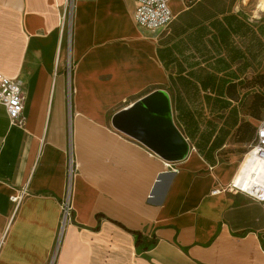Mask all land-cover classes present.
<instances>
[{
	"label": "crops",
	"instance_id": "crops-1",
	"mask_svg": "<svg viewBox=\"0 0 264 264\" xmlns=\"http://www.w3.org/2000/svg\"><path fill=\"white\" fill-rule=\"evenodd\" d=\"M258 1L169 0L172 21L148 28L134 0H0V73L24 96L22 127L0 103V264H264V203L227 188L238 128L254 138L264 118L249 112L264 102ZM157 90L182 139L150 146L113 120ZM135 232L154 244L138 251Z\"/></svg>",
	"mask_w": 264,
	"mask_h": 264
},
{
	"label": "built area",
	"instance_id": "built-area-1",
	"mask_svg": "<svg viewBox=\"0 0 264 264\" xmlns=\"http://www.w3.org/2000/svg\"><path fill=\"white\" fill-rule=\"evenodd\" d=\"M188 1L193 3L199 0ZM134 2V20L138 25L159 28L168 26L172 21L169 0H134ZM68 4H71V0H68ZM67 67L70 71L72 66L67 64ZM23 102L24 96L20 82L0 73V103L5 107L10 124L18 127L24 125ZM246 156L254 162L248 176H245L242 172ZM256 164L264 166V118L259 121L253 141L243 155L234 179L227 186L233 192L245 193L256 201L264 203V173L259 171L258 168L254 169ZM75 170L76 163L70 155L67 163V192L61 200V226L72 218L73 207L69 199V186L71 176ZM18 200V197L14 198V201Z\"/></svg>",
	"mask_w": 264,
	"mask_h": 264
},
{
	"label": "water",
	"instance_id": "water-1",
	"mask_svg": "<svg viewBox=\"0 0 264 264\" xmlns=\"http://www.w3.org/2000/svg\"><path fill=\"white\" fill-rule=\"evenodd\" d=\"M113 123L150 146H153L154 140L170 130L181 138L172 123L168 97L162 90L150 93L132 107L119 112ZM182 156L183 153L176 158Z\"/></svg>",
	"mask_w": 264,
	"mask_h": 264
},
{
	"label": "rangeland",
	"instance_id": "rangeland-1",
	"mask_svg": "<svg viewBox=\"0 0 264 264\" xmlns=\"http://www.w3.org/2000/svg\"><path fill=\"white\" fill-rule=\"evenodd\" d=\"M255 11L253 12L256 16H258L260 14V11H263L264 10V0H259L258 2H256V7L254 9ZM69 21V18L67 19ZM69 34H70V24L69 22L66 23L65 25V41H64V51L69 48ZM67 53V52H66ZM67 64H70L72 66V61H68ZM264 88H262L260 86V88H258L259 91H264L263 90ZM255 100L257 102V106L259 107V105L261 106L259 109L258 108H255L254 109V112H255V115H256V119L259 120L260 118L264 117V102L262 101V98L261 97H258L256 96L255 97ZM254 123H258L257 121H255ZM253 134L254 132H251L250 130L248 129H245V135H244V138H247L249 141H247V146H246V151L248 150L249 148V145L252 143L253 141Z\"/></svg>",
	"mask_w": 264,
	"mask_h": 264
},
{
	"label": "trees",
	"instance_id": "trees-1",
	"mask_svg": "<svg viewBox=\"0 0 264 264\" xmlns=\"http://www.w3.org/2000/svg\"><path fill=\"white\" fill-rule=\"evenodd\" d=\"M259 97V96H258ZM259 107H261L260 105H259ZM259 107L257 106V102H256V100H254V102L250 105V107H249V112H251V114L253 115V116H255L256 117V115H255V112H254V109L255 108H258L259 109ZM245 129H248V130H250L251 132H254V130H255V127H252L249 123H247V122H245L244 124H242L239 128H238V130H237V132H236V136L240 139V140H244V139H247V138H244V135H245ZM248 140V139H247ZM134 235H135V244H136V248L138 249V251H145V250H147L149 247H151L153 244H154V241H148L147 239H146V237L142 234V233H140V232H135L134 233Z\"/></svg>",
	"mask_w": 264,
	"mask_h": 264
},
{
	"label": "bare ground",
	"instance_id": "bare-ground-1",
	"mask_svg": "<svg viewBox=\"0 0 264 264\" xmlns=\"http://www.w3.org/2000/svg\"><path fill=\"white\" fill-rule=\"evenodd\" d=\"M254 166V162H252L248 156H246L245 162L242 166V172H244L245 176H248V173L250 172L251 168ZM258 168L259 171H262L264 173V166L260 164H256L254 169Z\"/></svg>",
	"mask_w": 264,
	"mask_h": 264
}]
</instances>
